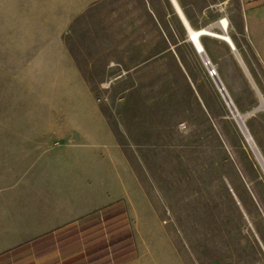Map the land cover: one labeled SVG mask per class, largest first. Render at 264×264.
I'll list each match as a JSON object with an SVG mask.
<instances>
[{
	"label": "rangeland",
	"instance_id": "rangeland-1",
	"mask_svg": "<svg viewBox=\"0 0 264 264\" xmlns=\"http://www.w3.org/2000/svg\"><path fill=\"white\" fill-rule=\"evenodd\" d=\"M181 1L194 28L225 17L230 32L243 29L241 0ZM143 2L153 53L135 52L140 48L131 45L126 12L102 13L99 37L89 35L87 18L80 19L69 39L122 152L115 194L128 216L135 257L140 253L145 264H264L261 96L239 63L217 57L213 67L204 64L169 0ZM203 37L208 57L213 38ZM213 69L230 91L233 84L231 95L240 99L227 96L244 116L255 150ZM103 149L108 154L110 146ZM14 163L0 155L1 169Z\"/></svg>",
	"mask_w": 264,
	"mask_h": 264
},
{
	"label": "crops",
	"instance_id": "crops-1",
	"mask_svg": "<svg viewBox=\"0 0 264 264\" xmlns=\"http://www.w3.org/2000/svg\"><path fill=\"white\" fill-rule=\"evenodd\" d=\"M241 6L243 29L229 31L236 53L225 41L210 39L208 57L213 64L217 57L239 63L264 103V0H241ZM105 12L128 13L131 45L140 48L135 52L153 53L143 0H0V155L15 162L0 168V264L111 262L87 260L90 250L68 232L118 201L122 152L77 59L79 50L69 43L73 24L83 18L89 35L99 37ZM220 78L233 100L240 99ZM119 264L145 262L138 253Z\"/></svg>",
	"mask_w": 264,
	"mask_h": 264
},
{
	"label": "trees",
	"instance_id": "trees-1",
	"mask_svg": "<svg viewBox=\"0 0 264 264\" xmlns=\"http://www.w3.org/2000/svg\"><path fill=\"white\" fill-rule=\"evenodd\" d=\"M128 227L126 210L117 201L79 219L68 232L87 251L90 250L87 260L110 257L109 264H119L136 256Z\"/></svg>",
	"mask_w": 264,
	"mask_h": 264
},
{
	"label": "bare ground",
	"instance_id": "bare-ground-1",
	"mask_svg": "<svg viewBox=\"0 0 264 264\" xmlns=\"http://www.w3.org/2000/svg\"><path fill=\"white\" fill-rule=\"evenodd\" d=\"M169 1L172 4V6H173V8H174V10H175V12L177 14V16L179 17L181 23L184 25V27L186 29V32L188 34V36H187L188 41L192 44V46L194 47V49L196 50V52L200 53L203 56V58H204V61L203 62H205L204 64L207 67L211 68L213 66L211 64L210 59L206 56L207 52H206V49L204 48V46L202 44V41H201V38L203 36L204 37H211L213 39H220V40L225 41L228 45L230 44L229 45L230 48L233 50V52L236 53V44L234 43L232 37L230 36V32L228 30V27H229L228 20H227L228 25L226 27V32H224V31L220 32V31L215 30L214 27L217 26V23L216 24L209 25L207 27L194 28L193 26L190 25L187 17L185 16L184 12L182 11V8H181L178 0H169ZM225 22L226 21H224V27H225ZM213 77L214 78L216 77L215 80H217V79L219 80V78H217V74L213 75ZM219 82H220V85H218V88L221 91L223 97L226 99V101H227L230 109H232V106L234 107V104H233L232 100L229 97L227 98V92L228 91L225 88V86L221 83L220 80H219ZM228 99L230 101H228ZM233 114L235 115V117L237 119V122L240 123V124L238 123L239 126L240 125L242 126V127L240 126V128L242 129V131H243V133H244L247 141L250 143L251 148H253L255 150V145L253 144L252 138L246 132L245 127L243 128V125H242V121L244 119V116L241 115L236 109H235V111H233Z\"/></svg>",
	"mask_w": 264,
	"mask_h": 264
},
{
	"label": "built area",
	"instance_id": "built-area-1",
	"mask_svg": "<svg viewBox=\"0 0 264 264\" xmlns=\"http://www.w3.org/2000/svg\"><path fill=\"white\" fill-rule=\"evenodd\" d=\"M227 18H225V17H220V18H218L217 20H216V22L215 23H217V26H215L214 27V29L215 30H217V31H220V32H222V31H224V32H226V27H227V25H228V23H227V20H226ZM224 21H226L225 22V27H224ZM221 26V27H220ZM230 45V44H229ZM216 74V71L213 69V70H211V72H210V75H215Z\"/></svg>",
	"mask_w": 264,
	"mask_h": 264
},
{
	"label": "water",
	"instance_id": "water-1",
	"mask_svg": "<svg viewBox=\"0 0 264 264\" xmlns=\"http://www.w3.org/2000/svg\"><path fill=\"white\" fill-rule=\"evenodd\" d=\"M215 83H216V85L218 86V85H220V82H219V80L217 79V80H215ZM227 98H228V96H227ZM228 101H230L229 99H228ZM235 111V108L232 106V109H231V111ZM252 112V111H251ZM250 112H248L247 114H249ZM246 130V129H245Z\"/></svg>",
	"mask_w": 264,
	"mask_h": 264
}]
</instances>
